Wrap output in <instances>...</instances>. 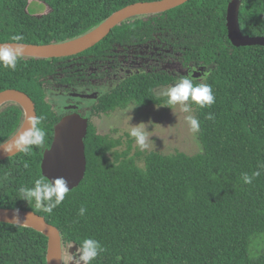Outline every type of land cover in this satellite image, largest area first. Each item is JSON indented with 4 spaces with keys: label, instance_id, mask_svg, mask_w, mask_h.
Returning <instances> with one entry per match:
<instances>
[{
    "label": "trees",
    "instance_id": "obj_1",
    "mask_svg": "<svg viewBox=\"0 0 264 264\" xmlns=\"http://www.w3.org/2000/svg\"><path fill=\"white\" fill-rule=\"evenodd\" d=\"M33 1L46 5L47 12L30 13ZM146 1L156 0H0V43L71 41L115 11ZM230 1L188 0L168 11L128 18L77 55L21 56L15 71L0 67V92L26 93L37 117L44 118L46 132L43 147L0 161V208L33 211L56 227L62 264L84 238L97 240L104 249L91 264H264V254L256 256V243L264 235V171L251 184L242 180L243 173L251 175L264 165V47L230 43L225 19ZM238 20L244 35L264 36V0H241ZM13 35L24 39L13 41ZM137 46L154 51L151 70L127 76L102 95L95 115L130 105H167V99L157 96L159 89L181 75L200 73L194 82L211 85L215 96V103L203 108L190 102L199 121L200 151L193 156L134 151L128 135L121 149V137L88 130L84 177L61 205L48 214L34 200H23L19 189L32 187L42 176L43 152L59 120L46 89L72 81V71L102 61L114 49L132 55ZM171 58L177 68L158 67ZM208 113L214 118L206 119ZM24 120L18 103L1 104L0 144L12 139ZM82 206L86 212L80 216ZM46 250L42 233L0 222V264H46Z\"/></svg>",
    "mask_w": 264,
    "mask_h": 264
},
{
    "label": "water",
    "instance_id": "obj_2",
    "mask_svg": "<svg viewBox=\"0 0 264 264\" xmlns=\"http://www.w3.org/2000/svg\"><path fill=\"white\" fill-rule=\"evenodd\" d=\"M188 0H156L132 3L115 11L98 27L86 35L71 41L53 44H28L20 42H3L0 46L23 47L21 56L37 58H63L77 55L93 47L104 39L109 32L124 20L149 13L168 11L178 7ZM241 0H231L226 10L227 36L234 47L261 46L264 47V36L244 35L239 26V7ZM194 73L193 77H199ZM86 97V96H82ZM13 101L18 103L25 112V120L20 128L27 127L26 120L29 116H37L35 104L24 92L16 89H6L0 92V105ZM19 132L16 134L18 135ZM87 134V120L76 113L63 116L54 126L53 139L49 148L43 152L40 168L45 178L53 180L63 177L68 184L69 191L76 188L82 181L86 171L85 137ZM15 135V136H16ZM15 136L4 143L9 144ZM19 152L4 153L0 149V161L6 160ZM21 222H12L13 219ZM0 222L11 223L30 227L47 238L46 264H62L61 236L56 227L49 224L44 217L22 209L0 208Z\"/></svg>",
    "mask_w": 264,
    "mask_h": 264
},
{
    "label": "clouds",
    "instance_id": "obj_3",
    "mask_svg": "<svg viewBox=\"0 0 264 264\" xmlns=\"http://www.w3.org/2000/svg\"><path fill=\"white\" fill-rule=\"evenodd\" d=\"M10 39L13 41H22L24 37L22 35H13ZM22 53L23 47L21 46L15 48L0 46V67L15 71ZM163 94L168 98L167 105H179L180 110L184 113L191 111L190 102L201 108L211 106L215 103V96L211 85L207 83H196L193 77L187 75H181ZM213 118L212 113H208L206 116V119L211 120ZM43 119V117L29 116L26 120L27 127L23 131H20L9 144H0V149H3L4 153L18 151L24 154H30L33 146L43 147L46 136L45 130L41 127ZM185 119L192 132L199 130V121L194 116L188 115ZM146 128V124L140 123L132 126L130 131V135L135 138L137 145L141 149H146L150 140V136L148 135L149 131ZM258 168L259 170L252 172L251 175L248 173L242 174V180L245 184H251L255 178L261 175V172L264 171V165H258ZM68 192L69 187L63 177L50 180L43 175L35 179L32 187H21L19 189L20 197L23 200L27 202L34 200L36 206L42 207L43 211L48 214H51L54 208L61 205ZM85 212L86 209L82 206L79 209L78 215L83 216ZM12 222L18 221L14 218ZM73 244H70L68 248ZM103 250L97 240L84 238L77 245L75 253H68L67 264H91Z\"/></svg>",
    "mask_w": 264,
    "mask_h": 264
},
{
    "label": "rangeland",
    "instance_id": "obj_4",
    "mask_svg": "<svg viewBox=\"0 0 264 264\" xmlns=\"http://www.w3.org/2000/svg\"><path fill=\"white\" fill-rule=\"evenodd\" d=\"M28 10L34 15H41L47 12V6L33 1L29 3ZM173 64L177 68L176 61L171 58L168 59V62L161 61L158 67L164 70H171ZM169 87L159 89L157 96L168 100L167 96L163 93ZM188 115L194 116L192 110L189 113H184L180 110L179 105H151L148 107L130 105L126 109L115 110L109 117L104 119H94L93 122L99 127L96 130L98 133H112L114 138L121 137L123 142L121 149L126 148L125 144L130 138L129 141H131V146L134 151L160 152L163 154L179 152L193 156L200 151V146L196 138V132L190 130L185 119ZM140 123L146 124V130L149 131L148 135L150 136V140L146 149H141L137 145L135 138L130 135L132 126ZM140 164V162L137 163L138 166H141ZM257 242L258 248L256 247V249H260V252L256 256L264 254V235ZM253 250L255 249L253 248ZM62 261L64 262L63 257Z\"/></svg>",
    "mask_w": 264,
    "mask_h": 264
},
{
    "label": "flooded vegetation",
    "instance_id": "obj_5",
    "mask_svg": "<svg viewBox=\"0 0 264 264\" xmlns=\"http://www.w3.org/2000/svg\"><path fill=\"white\" fill-rule=\"evenodd\" d=\"M140 48L141 46H137L138 50L132 55H124L123 51L114 49L115 54L106 56L102 61L89 63L85 69L72 71L71 75L75 80L73 78L70 82L49 86L46 89V98L55 113V118L59 117L60 120L65 115L76 113L87 120V131L98 130L99 127L93 120L104 119L111 115V113L95 115L93 108L98 99L114 90L127 76L138 74L142 70H151L149 62L154 61L151 57L155 53L149 46L141 48L142 50Z\"/></svg>",
    "mask_w": 264,
    "mask_h": 264
},
{
    "label": "bare ground",
    "instance_id": "obj_6",
    "mask_svg": "<svg viewBox=\"0 0 264 264\" xmlns=\"http://www.w3.org/2000/svg\"><path fill=\"white\" fill-rule=\"evenodd\" d=\"M16 223H18V224H21V222H19V221H18V222H16Z\"/></svg>",
    "mask_w": 264,
    "mask_h": 264
}]
</instances>
